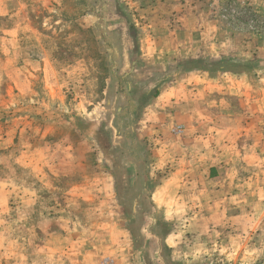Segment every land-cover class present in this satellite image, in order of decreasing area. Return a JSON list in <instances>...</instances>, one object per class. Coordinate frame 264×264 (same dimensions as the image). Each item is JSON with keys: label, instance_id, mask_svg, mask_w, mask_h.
<instances>
[{"label": "rangeland", "instance_id": "rangeland-1", "mask_svg": "<svg viewBox=\"0 0 264 264\" xmlns=\"http://www.w3.org/2000/svg\"><path fill=\"white\" fill-rule=\"evenodd\" d=\"M185 8L186 18L196 19L192 31L181 19ZM188 31L186 45L181 34ZM166 32L174 40L162 43ZM187 71L210 80L221 73L222 83L234 88L216 94L213 85L204 89L202 78L187 86ZM166 86L177 113L158 119L164 134L145 135ZM204 101L213 102L203 106L207 112L199 106ZM208 110L218 119L198 121ZM216 129L234 138L240 153L264 148V0H0V187L17 199L8 209L21 211L19 197L36 188L51 199L46 211L37 209L48 216L59 204L55 215L64 219L62 194L71 183L85 176L99 182L109 163H120L124 168L115 172L128 179L120 217L126 249L108 254L86 247L76 251V264H264V168L252 170L259 182L247 211L237 209L233 217L158 211L147 200L133 210L138 194L130 185L137 178L151 179L152 190L181 177L185 149ZM45 148L43 166L37 151ZM129 157L137 164L128 167ZM57 162L65 163L61 173ZM79 207L73 222L91 221ZM0 215V247L50 241L23 234L20 222ZM36 253L30 263L37 264ZM5 254L0 248V264H11Z\"/></svg>", "mask_w": 264, "mask_h": 264}, {"label": "crops", "instance_id": "crops-1", "mask_svg": "<svg viewBox=\"0 0 264 264\" xmlns=\"http://www.w3.org/2000/svg\"><path fill=\"white\" fill-rule=\"evenodd\" d=\"M186 11L190 10L185 8L181 19L185 18V20L189 21L190 30L192 31L196 19L186 18ZM209 24L211 25L210 22L203 23V26H209ZM213 27H216L215 24H213ZM181 35L183 36L181 38L183 43L187 45L191 42L190 31ZM173 40L174 37L172 38L171 33L166 32L160 42H172ZM185 53L192 55L190 49L185 51ZM1 71L6 73L3 69ZM220 74L218 73L214 80H210L207 73L197 71H187L184 76L186 81L191 80L187 82V86L196 87V83L193 80L202 78L203 82H205L203 83L205 85L204 89L213 85V91L216 94H222L221 89L231 90L234 88V83H222ZM162 89L164 90L159 92L153 102L152 108L155 110V114L149 117L150 124L143 129L145 135H152V133L164 134L166 127L162 123H158V119L162 115L170 119L177 113V111L173 110L176 102H169L168 94L170 92H168V87L166 86ZM220 94L217 96H220ZM214 99L216 98L214 97ZM208 104H213V102L204 101L199 106L207 112L204 107ZM156 107L163 109V114L158 115L159 112ZM210 111L208 110V112ZM210 114L211 112L209 115L205 113L199 116L197 120L206 123L218 119L216 114L212 116ZM140 130L142 131V129H137V132L141 137ZM226 133L217 129L211 132L210 135L204 133L196 139L197 146L190 145L185 149V157L181 160L183 166L181 177L166 179L152 190L150 189L151 179L141 182V179L137 178L130 185L135 187L133 191L136 195L138 194L133 197V210L136 211L139 203L147 200L146 202H149L148 204L158 211L181 210V212H184V210H187L188 213L197 211V215L203 218L221 219L231 215L233 217L237 215V209L246 212V206L251 201L249 198L252 194V187L259 182V178L253 177L252 170L264 168V148L261 151L258 150L257 153L248 149L240 153L236 140L230 138V135L227 136ZM226 136L227 138H225ZM136 142L137 144L139 143V141ZM46 150L45 148L43 151H37L39 161L36 163H39V165L46 166V163L43 162L45 159L43 155ZM58 150L68 154L72 153L71 147L60 146ZM58 150L55 153L59 152ZM126 152L130 153L127 150ZM189 156L195 158L186 160V158L189 159ZM255 157L257 159L261 157V161L257 162L254 160ZM131 158L129 157L132 161H130L128 167L137 164L135 157ZM254 162H257V164H254ZM106 165L110 167V171L103 173L104 176L100 178L99 182L92 183L90 177L85 176L80 182L71 183L67 190L63 192V200L67 205L61 207L66 209L69 219L68 216L64 217V219L56 217L55 210H58L59 204L56 205L54 200L52 201H54L55 205L53 204L54 206L49 209L53 215L48 213V216H46V213H44L46 211L44 201L49 198L46 195H41L39 191L35 190L36 188L27 190L24 195L19 197L20 201L18 202H22L24 207L21 211L9 210L10 200L17 201V199L11 197L8 190L4 192V188L0 187V209H3L4 204L6 206L5 212L0 211V214H4L6 223H8L6 218L9 217V220L21 223L20 227L23 234L30 235L33 233L50 238L49 242L39 241L36 243L31 242L28 238L27 243L22 242L20 244L12 240L9 243H4V245L1 244L2 247L0 248L4 247L6 251V262L12 260L11 264H33L29 261L32 260L36 251L37 259L35 261L37 264H76L78 259L76 251L86 249V247L92 250L103 249L108 254L125 250L127 245L125 230L120 223V217L124 211L121 189H125L126 185H128V179L125 180L122 177L119 179L117 176L115 171L124 168L120 163H109ZM54 166H57L59 173H61V170H65V163L57 162ZM70 166L73 167L74 164H70ZM103 168L105 169L104 165ZM69 169L71 168L69 167ZM248 171L250 173L247 174L246 172ZM62 174L57 175V177L63 176ZM40 183L45 185L44 182ZM95 186L99 187V189L96 190ZM146 187L147 189H145ZM10 192L13 193V190H10ZM146 194L147 196H145ZM80 204H83L86 216L88 219L91 218V221L86 220L83 224L81 221L78 223L73 222L72 214L80 208ZM196 206L199 207L198 210L193 209ZM40 207L44 208L45 211L40 212L38 210ZM56 234H59L62 240L56 237ZM62 236H64L63 244ZM73 251H75V255H72ZM63 258L64 261L62 262ZM1 260L2 257H0V262Z\"/></svg>", "mask_w": 264, "mask_h": 264}]
</instances>
